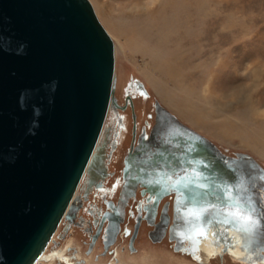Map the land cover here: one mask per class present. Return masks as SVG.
Wrapping results in <instances>:
<instances>
[{"label": "water", "instance_id": "water-1", "mask_svg": "<svg viewBox=\"0 0 264 264\" xmlns=\"http://www.w3.org/2000/svg\"><path fill=\"white\" fill-rule=\"evenodd\" d=\"M115 52L90 0H0V264H36L62 220H73L80 182L102 159L107 114L127 107L115 94ZM157 111L154 137L163 128L161 138L143 141L148 156L138 163L130 156L126 171L151 175L145 185L156 194L155 206L176 193L175 215L184 209L187 221L200 203L223 201L210 195L188 205L185 183L248 185L249 230L223 226L241 232L242 248L252 252L264 232V167L246 153L224 154L159 103ZM232 162L235 171L227 167ZM117 231L108 229L106 248Z\"/></svg>", "mask_w": 264, "mask_h": 264}, {"label": "rangeland", "instance_id": "rangeland-1", "mask_svg": "<svg viewBox=\"0 0 264 264\" xmlns=\"http://www.w3.org/2000/svg\"><path fill=\"white\" fill-rule=\"evenodd\" d=\"M90 1L116 44V97L122 104L126 94H133L138 121L153 123L149 113L154 115L157 101L224 154L246 153L264 167V0H111L110 6L104 5L108 0ZM172 1L179 4L173 28L184 34L186 45L173 55L156 47L138 49L142 41L137 40L138 47L131 51L120 30L158 17L161 8H172ZM134 3L138 7L131 10ZM138 82L147 90L146 96ZM124 111L130 127L132 110ZM126 139L123 148L128 147L130 133ZM146 227L136 241L137 253H130L121 240L127 257L139 259L151 248ZM166 240L155 250H172ZM225 264L251 263L228 257ZM256 264H264V259Z\"/></svg>", "mask_w": 264, "mask_h": 264}, {"label": "flooded vegetation", "instance_id": "flooded-vegetation-1", "mask_svg": "<svg viewBox=\"0 0 264 264\" xmlns=\"http://www.w3.org/2000/svg\"><path fill=\"white\" fill-rule=\"evenodd\" d=\"M137 84L142 95L146 96L148 92L143 84ZM134 98L133 94H126L121 104L117 97L120 105H127L126 109L130 107L132 110L130 127L126 109L109 110L99 143L105 144L102 159L85 172L77 190L81 201H78L75 216L72 221L62 220L46 251L51 261L41 264H213L215 260L225 264L228 257L251 264L262 261L264 245L261 242L252 252H247L235 231L226 235L222 233V224L206 228L203 237L196 235L187 224L184 209L179 213L185 216V220L177 218L175 221L176 193L164 195L155 206L156 194L145 185L152 179L151 175L126 171L130 156L137 155L136 163L140 162V157L148 156V152H142L145 147L142 142L160 139L163 131L160 128L161 132L154 137L159 102L155 103L154 115L149 113L153 123L149 119L142 123L138 121ZM129 133L130 142L127 148H123ZM114 162H119L120 166L115 167ZM143 226H149L146 229L151 248L139 259L133 255L127 257L119 245L121 240L126 241L130 253H137L136 241ZM111 227H118V233L115 241L106 248V236ZM165 238L172 250H155V247L163 246L160 242Z\"/></svg>", "mask_w": 264, "mask_h": 264}, {"label": "snow or ice", "instance_id": "snow-or-ice-1", "mask_svg": "<svg viewBox=\"0 0 264 264\" xmlns=\"http://www.w3.org/2000/svg\"><path fill=\"white\" fill-rule=\"evenodd\" d=\"M189 151H194V149L189 148ZM192 163V161H190ZM195 163H203L202 161H195ZM237 162L228 163L227 167L235 171V166ZM206 166V165H205ZM196 176H204V173L193 169ZM171 179V177H169ZM260 179L264 180V176ZM176 183H180L179 180ZM237 189V196L233 197V188ZM248 185L241 188L239 185H232L229 183L217 184L213 181L211 184L192 180L189 183L184 184L183 198L188 205H192L196 202L206 201L210 195L218 196L222 201V205L217 204H204L200 203L199 212H189L187 224L191 227L196 235L205 236L206 228L211 226H218L219 224H231L236 223L239 227H245L247 229L248 223L251 221V216L243 214L245 208L251 206V198L248 197ZM211 189L212 191H209ZM248 197V199H245ZM235 208L238 210H229V208ZM183 219V217H181ZM226 235V234H225ZM227 243V241H226ZM196 259H199L197 256Z\"/></svg>", "mask_w": 264, "mask_h": 264}, {"label": "bare ground", "instance_id": "bare-ground-1", "mask_svg": "<svg viewBox=\"0 0 264 264\" xmlns=\"http://www.w3.org/2000/svg\"><path fill=\"white\" fill-rule=\"evenodd\" d=\"M110 1L111 0H108L107 2L104 3V5L110 6ZM118 1H120V0H118ZM123 1L124 2L129 1V3H130L132 1H139V0H123ZM169 4L172 5V8L166 6L167 5L166 4L165 6L168 7L169 10L166 9V7L161 8L158 11V15H157L158 17L148 18L145 20H140V21L134 22V24H129V26H126L125 28L120 30V33L124 36L127 47L129 49H131V51H132V49L136 50V48L138 47V46H136L138 41H142L141 45L139 46L138 49L143 48L144 50H146L147 48H150V47H156V48H159L162 50L172 51L173 55L177 54L179 51H181V48L186 45V43L184 41V36H183L184 34L183 33L181 34V32L179 30L173 28V27H175L174 24L177 25L178 15L176 16L175 9H177V6H179V4H177V2H173V1H172V3L170 2ZM109 6L107 7V9H109ZM137 7L138 6L134 3L130 7V9L135 10V9H137ZM103 10H104V8H103ZM132 23H133V21H132ZM173 30L176 32H173ZM132 33L134 35H132ZM185 34H186V32H185ZM133 36H135V37H133ZM135 42H136V45H134ZM115 51H116V44H115ZM115 56H116V52H115ZM186 117H188V116H186ZM245 145H246V143H245ZM247 145L249 146L250 143H247ZM262 201H264V197L262 198ZM263 204H264V202H263ZM175 216L178 218L183 217V221L185 220V218H184L185 216L184 215L180 216V213L176 214ZM222 229H223L222 233H225V234H228L231 231H235V233L238 234L240 240H243V236H242L241 232H238L237 230H235L231 227H228V226L225 227V226H223V224H222ZM258 239H259V242L256 243L255 245L260 244V242L262 245H264V232L259 234ZM46 251H47V249H46ZM46 251H45L43 257H41L40 260L36 264H41L42 262L45 263V262L50 260L51 257H50V255L46 254ZM47 263H49V262H47Z\"/></svg>", "mask_w": 264, "mask_h": 264}]
</instances>
